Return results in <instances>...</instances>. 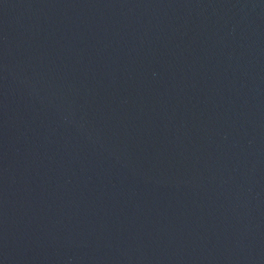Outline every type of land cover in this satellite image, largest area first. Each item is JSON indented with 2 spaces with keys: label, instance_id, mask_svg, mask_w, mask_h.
<instances>
[{
  "label": "water",
  "instance_id": "obj_1",
  "mask_svg": "<svg viewBox=\"0 0 264 264\" xmlns=\"http://www.w3.org/2000/svg\"><path fill=\"white\" fill-rule=\"evenodd\" d=\"M0 264H264V0H0Z\"/></svg>",
  "mask_w": 264,
  "mask_h": 264
}]
</instances>
